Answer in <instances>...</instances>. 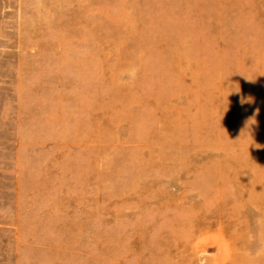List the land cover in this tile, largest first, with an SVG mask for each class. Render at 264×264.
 <instances>
[{
	"label": "rangeland",
	"instance_id": "obj_1",
	"mask_svg": "<svg viewBox=\"0 0 264 264\" xmlns=\"http://www.w3.org/2000/svg\"><path fill=\"white\" fill-rule=\"evenodd\" d=\"M263 77L264 0H0V264L264 256Z\"/></svg>",
	"mask_w": 264,
	"mask_h": 264
},
{
	"label": "bare ground",
	"instance_id": "obj_2",
	"mask_svg": "<svg viewBox=\"0 0 264 264\" xmlns=\"http://www.w3.org/2000/svg\"><path fill=\"white\" fill-rule=\"evenodd\" d=\"M205 1V0H204ZM235 2V1H234ZM225 3V2H224ZM232 8V7H231ZM216 8H214V7H212V8H210V9H206L205 7H204V2L203 1H198V2H194V5L192 4V7H188V8H186V9H184V10H182V12L184 13V12H190V13H193V12H196L197 10H199V17H200V19L201 20H205V19H210V18H214V17H216V10H215ZM213 10H215V11H213ZM220 14L222 15L223 14V16L225 15V13L222 11V12H220ZM219 17H221V16H219ZM199 19V20H200ZM225 21V20H224ZM201 25V24H200ZM224 26H225V24H224ZM194 27V26H193ZM199 27V26H198ZM258 27H259V25H258ZM223 29V28H222ZM197 34V33H196ZM192 37V36H191ZM197 37V36H196ZM223 37V36H222ZM244 43V42H243ZM192 55V54H191ZM219 55V54H218ZM181 56V55H180ZM193 57H196V56H193ZM183 58H185V57H183ZM193 60V59H192ZM214 60H216V59H214ZM201 61V60H200ZM228 61V60H227ZM232 62V61H231ZM263 62V61H262ZM217 63H219V62H217ZM239 63V62H238ZM258 63V62H257ZM189 66V65H188ZM187 66V67H188ZM221 66V65H220ZM219 66V67H220ZM222 67V66H221ZM240 68V67H239ZM256 68H258V67H256ZM261 68H263V67H261ZM208 69V68H207ZM220 69V68H219ZM255 69V68H254ZM242 70V69H241ZM200 71V70H199ZM212 71H213V69H212ZM216 71V70H215ZM219 71V70H218ZM221 71V70H220ZM262 72V71H261ZM219 74V73H218ZM249 75V74H248ZM219 76V75H218ZM263 76V75H262ZM217 77V76H216ZM192 79H191V81L193 80V75H192V77H191ZM206 78V77H205ZM257 78H259V77H257ZM264 78V77H263ZM190 79V78H189ZM230 79V78H229ZM213 80V79H212ZM207 82V81H206ZM208 83V82H207ZM246 83V82H245ZM223 84V83H222ZM251 85V84H250ZM254 86V85H253ZM239 87H240V85H239ZM221 89V88H220ZM219 89V90H220ZM240 89V88H239ZM236 93H238V92H236ZM253 93V92H252ZM239 94V93H238ZM258 96V95H257ZM256 97V96H255ZM254 102V101H253ZM263 103V102H262ZM254 117V116H253ZM256 122V121H255ZM260 133V132H259ZM264 133V132H263ZM246 134V133H245ZM255 134V133H254ZM248 135V134H247ZM249 135H251V134H249ZM263 135V134H262ZM240 136V135H239ZM243 136V135H242ZM254 136V135H253ZM256 137V136H255ZM260 138V137H259ZM244 140V139H243ZM242 142V141H241ZM246 142V141H245ZM262 143V142H261ZM250 144H252V143H250ZM228 147V146H227ZM231 148L233 147V146H230ZM251 147V146H250ZM252 149H254V154H256L257 156H259L260 155V153H258V150L256 151V149L254 148V147H252ZM241 154V153H240ZM226 156H227V154H226ZM229 156V155H228ZM239 156V155H238ZM253 157V156H252ZM224 158V157H223ZM228 160V159H227ZM226 160V161H227ZM233 160V159H232ZM230 163V162H229ZM234 163V162H233ZM208 166V165H207ZM215 166V165H214ZM217 166V165H216ZM211 167H213V166H211ZM219 167V166H218ZM221 167V166H220ZM219 167V168H220ZM234 170H235V168H234ZM258 170V169H257ZM255 171L254 173H255V175H259V177H260V179H261V189H260V191H261V197L264 199V166H261L260 167V169L258 170V171ZM215 176V175H214ZM205 178H207V177H205ZM221 178V177H220ZM223 178V177H222ZM208 179V178H207ZM202 180V179H201ZM223 180V179H222ZM241 180V179H240ZM208 181H210V179H208ZM212 181H213V179H212ZM210 183V182H209ZM242 183V182H241ZM203 185H206V183L205 184H203ZM221 185V184H220ZM200 187H202L203 188V186H200ZM206 187H208V186H206ZM206 187H204V188H206ZM216 188H217V186H216ZM208 189V188H207ZM219 189V188H218ZM220 190H221V188H220ZM232 190V189H231ZM247 190V189H246ZM206 191V190H205ZM213 191V190H212ZM217 194V193H216ZM221 194H222V192H221ZM219 197V196H218ZM249 197V196H248ZM256 197V196H255ZM245 198V197H244ZM209 199V198H208ZM229 199V198H228ZM252 199V201L251 202H253V201H256L253 197L251 198ZM241 200V199H240ZM247 200V199H246ZM228 201V200H227ZM236 201V200H235ZM235 201H234V203H235ZM244 201V200H243ZM238 202V201H237ZM236 202V203H237ZM249 202V201H248ZM235 203V204H236ZM239 203L240 202H238V204L237 205H239ZM250 203V202H249ZM258 204V203H257ZM242 205H244V204H242ZM256 205V204H255ZM259 205V204H258ZM250 206V205H249ZM252 206V205H251ZM264 206V205H263ZM245 207V206H244ZM260 208V207H259ZM258 208V209H259ZM264 208V207H263ZM251 212H253V211H251ZM240 217V216H239ZM238 218V217H237ZM220 219V218H219ZM235 220V219H234ZM258 220V219H257ZM197 222H199V221H197ZM220 222V221H219ZM232 222V221H231ZM241 222V221H240ZM246 224H247V222H245ZM260 223V222H259ZM200 224V223H199ZM232 224L234 225V223L232 222ZM242 224V223H241ZM197 225V224H196ZM231 225V224H230ZM203 226V225H202ZM241 226V225H240ZM245 226V225H244ZM261 226V225H260ZM234 227L235 228H237L235 225H234ZM246 227V226H245ZM241 228V227H240ZM244 228V227H243ZM261 229H262V227H261ZM187 232V231H186ZM242 232V231H241ZM249 232V231H248ZM260 232V231H259ZM257 234H258V232H256ZM260 236H261V239H262V241H263V246H264V225H263V229H262V231L260 232ZM161 237V236H160ZM240 237V236H239ZM241 239L243 240V238L241 237ZM230 240V239H229ZM242 246V245H241ZM239 251H240V249H238ZM238 250H236V251H238ZM241 252V251H240ZM242 253V252H241ZM238 254H239V252H238ZM242 255V254H241ZM232 256V255H231ZM236 256H238V255H236ZM234 257V256H233ZM233 260L235 261V263L234 264H264V256H262V257H248V256H240V257H234V258H232L231 257V259L229 260L230 262L232 261V263H230V264H233Z\"/></svg>",
	"mask_w": 264,
	"mask_h": 264
},
{
	"label": "clouds",
	"instance_id": "obj_3",
	"mask_svg": "<svg viewBox=\"0 0 264 264\" xmlns=\"http://www.w3.org/2000/svg\"><path fill=\"white\" fill-rule=\"evenodd\" d=\"M251 81V80H250ZM246 102H248V103H250L251 102V100H250V98H249V100H245L244 98H241V103L243 104V103H246ZM250 121H254V120H250Z\"/></svg>",
	"mask_w": 264,
	"mask_h": 264
}]
</instances>
